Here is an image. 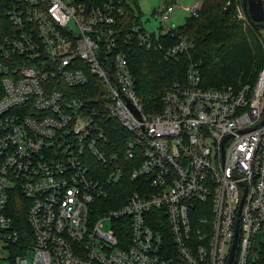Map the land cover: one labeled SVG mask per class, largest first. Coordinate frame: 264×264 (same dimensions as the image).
Listing matches in <instances>:
<instances>
[{"label": "built area", "instance_id": "obj_1", "mask_svg": "<svg viewBox=\"0 0 264 264\" xmlns=\"http://www.w3.org/2000/svg\"><path fill=\"white\" fill-rule=\"evenodd\" d=\"M122 1L0 0V264H225L232 244L229 264H250L264 254V63L232 89L188 62L146 109L127 44L177 57L188 42L157 41L169 25L123 34ZM174 6L155 9L160 28ZM124 174L134 187L109 206Z\"/></svg>", "mask_w": 264, "mask_h": 264}, {"label": "trees", "instance_id": "obj_2", "mask_svg": "<svg viewBox=\"0 0 264 264\" xmlns=\"http://www.w3.org/2000/svg\"><path fill=\"white\" fill-rule=\"evenodd\" d=\"M199 1L195 15L189 14L181 24L172 27L171 34L157 38V41L167 45L175 42L178 36L183 37L188 42V48L177 57H166L161 49L145 50L134 38L126 46V60L134 77L135 91L146 109H150L151 104L158 109L162 90L172 80L184 79L188 62L197 66L203 86L232 89L248 80L252 83L258 68L263 65L264 51L259 36L254 30L243 29L235 20L233 4H225L226 0ZM122 7L123 14L119 24L124 34L129 26L140 21L124 1ZM2 13L3 9L0 7V16ZM254 70L255 75L252 74ZM109 120L111 127L106 129L107 137L111 141L116 140L121 147L124 130L116 120ZM133 182L126 174L113 182L108 187L110 198L116 197L119 201L110 203L109 206L122 202L126 193L134 187ZM9 208L16 227L21 231L26 229L25 209L20 197L12 198ZM200 215L195 213L196 221ZM166 236L170 248L168 232ZM250 264H264V254H258Z\"/></svg>", "mask_w": 264, "mask_h": 264}, {"label": "rangeland", "instance_id": "obj_3", "mask_svg": "<svg viewBox=\"0 0 264 264\" xmlns=\"http://www.w3.org/2000/svg\"><path fill=\"white\" fill-rule=\"evenodd\" d=\"M124 3H127L135 14L138 15L139 21L144 27L145 30H157V29H163L166 25L169 26H175L177 24H181L186 16L189 15V11L182 8L183 6H191L194 1L198 0H123ZM174 3L175 6L170 10L168 13V16L165 21V25H163L161 28L159 27V21L156 16L155 9L158 7V5L165 4V3ZM200 2V1H198ZM232 3L234 7V17L235 20L238 21L242 28L245 30H254L256 31L259 36V41L262 45L263 51H264V28L256 26L249 22L247 17L244 15L241 6V0H226L225 4ZM251 23V24H250ZM253 27V28H252ZM264 63V59L262 61ZM260 68V67H259ZM258 68V69H259ZM257 69V70H258ZM255 73V70L252 72V74ZM255 75V74H254ZM254 77V76H253ZM253 79V78H252ZM249 82V80H248ZM245 83V82H244ZM94 164V163H93ZM97 166L96 164H94ZM210 216V215H209ZM103 227H108V221L106 219H103ZM253 245L257 246V241L261 237V233L258 231L256 233H253ZM259 253H256V250L251 251L252 257L258 256Z\"/></svg>", "mask_w": 264, "mask_h": 264}, {"label": "water", "instance_id": "obj_4", "mask_svg": "<svg viewBox=\"0 0 264 264\" xmlns=\"http://www.w3.org/2000/svg\"><path fill=\"white\" fill-rule=\"evenodd\" d=\"M252 24L258 25L263 19V9L261 0H241ZM264 119V118H263ZM233 244L230 248L229 255L225 264H229L232 255Z\"/></svg>", "mask_w": 264, "mask_h": 264}]
</instances>
